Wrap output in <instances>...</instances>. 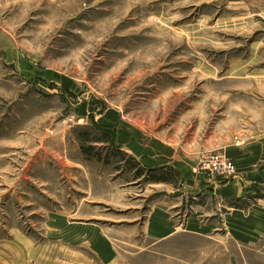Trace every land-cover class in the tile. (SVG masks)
Wrapping results in <instances>:
<instances>
[{"label":"rangeland","instance_id":"1","mask_svg":"<svg viewBox=\"0 0 264 264\" xmlns=\"http://www.w3.org/2000/svg\"><path fill=\"white\" fill-rule=\"evenodd\" d=\"M262 138L264 0H0V264H160L150 212Z\"/></svg>","mask_w":264,"mask_h":264},{"label":"crops","instance_id":"2","mask_svg":"<svg viewBox=\"0 0 264 264\" xmlns=\"http://www.w3.org/2000/svg\"><path fill=\"white\" fill-rule=\"evenodd\" d=\"M235 152L231 155L229 152L231 158H237L238 173L234 178L205 181L204 186L210 189L204 192L208 203H199L203 199L200 194L183 193V196L194 195L198 200L197 209L191 212L184 225L179 227L170 212L179 207L176 201L171 208L164 203L150 212L145 226L150 240L146 247L158 248V251L152 249L146 253L157 256L160 264H198V257L203 254H199L200 246L194 244L195 240L178 239L179 236L201 238L199 242L206 244L208 264L263 263L264 138ZM142 164L150 172L161 167L150 162ZM167 248H174L175 252L163 250ZM179 249H186L183 253L189 258L179 255ZM248 249L254 253L249 257Z\"/></svg>","mask_w":264,"mask_h":264},{"label":"built area","instance_id":"3","mask_svg":"<svg viewBox=\"0 0 264 264\" xmlns=\"http://www.w3.org/2000/svg\"><path fill=\"white\" fill-rule=\"evenodd\" d=\"M202 170L216 176H230L234 166L221 155H213L201 165Z\"/></svg>","mask_w":264,"mask_h":264}]
</instances>
